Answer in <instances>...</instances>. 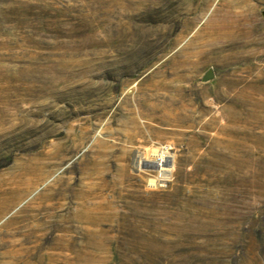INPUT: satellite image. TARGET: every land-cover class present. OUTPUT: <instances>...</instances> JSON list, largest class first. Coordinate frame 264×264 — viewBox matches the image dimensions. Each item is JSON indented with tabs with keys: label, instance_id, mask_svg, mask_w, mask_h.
Masks as SVG:
<instances>
[{
	"label": "rangeland",
	"instance_id": "obj_1",
	"mask_svg": "<svg viewBox=\"0 0 264 264\" xmlns=\"http://www.w3.org/2000/svg\"><path fill=\"white\" fill-rule=\"evenodd\" d=\"M0 264H264V0H0Z\"/></svg>",
	"mask_w": 264,
	"mask_h": 264
},
{
	"label": "bare ground",
	"instance_id": "obj_2",
	"mask_svg": "<svg viewBox=\"0 0 264 264\" xmlns=\"http://www.w3.org/2000/svg\"><path fill=\"white\" fill-rule=\"evenodd\" d=\"M153 151L157 152L158 149H155V148H154ZM150 183H151V184H156L155 179H154V178H151V179H150Z\"/></svg>",
	"mask_w": 264,
	"mask_h": 264
},
{
	"label": "water",
	"instance_id": "obj_3",
	"mask_svg": "<svg viewBox=\"0 0 264 264\" xmlns=\"http://www.w3.org/2000/svg\"><path fill=\"white\" fill-rule=\"evenodd\" d=\"M212 76V71L210 70L209 72H207V74L205 75L206 78Z\"/></svg>",
	"mask_w": 264,
	"mask_h": 264
}]
</instances>
